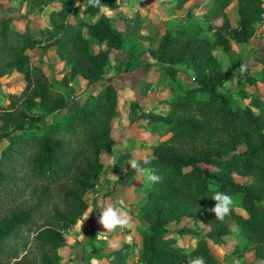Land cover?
<instances>
[{
    "label": "trees",
    "instance_id": "16d2710c",
    "mask_svg": "<svg viewBox=\"0 0 264 264\" xmlns=\"http://www.w3.org/2000/svg\"><path fill=\"white\" fill-rule=\"evenodd\" d=\"M52 1L59 5L50 9V26L41 35L13 28L9 17L0 20V76L17 72L24 80L18 93L8 95L10 102L0 105V139L8 138L0 149V264H61L63 231L86 209L82 197L102 169L100 152L110 153L115 146L110 122L116 92L110 78L102 76L111 64V49H123L125 39L87 0L81 8L76 0H30L29 9ZM122 1L104 0L111 9ZM188 1L171 0V7L181 9ZM231 1L209 0L197 18L187 9L182 24L164 28L157 45L147 49L160 75L175 78L182 66L191 71V82L174 89L162 114L148 113L165 137L157 139L147 166L161 179L149 186L138 206L146 224L136 251L140 264H187L190 256L218 264L208 243L221 245L226 236L239 237L229 255L251 251L264 259V210L258 205L264 201V102L240 87L264 83V55L257 59V76L240 73L244 60L236 58L223 68L215 55L216 47L227 53L231 42L241 44L254 35L262 0H235L234 24L225 13ZM85 14L94 20H85ZM37 46L53 47L66 70L60 79L48 78L31 64L26 50ZM76 78L87 86L99 82V88L65 110L62 87ZM231 83L247 103L236 101ZM47 116L49 122L41 125ZM216 191L234 200L223 221L209 211ZM183 218L194 225L202 222L206 230L166 227ZM228 221L234 222V231ZM177 234L187 235L192 245L179 244ZM93 252L108 264H128L134 256L129 242Z\"/></svg>",
    "mask_w": 264,
    "mask_h": 264
},
{
    "label": "rangeland",
    "instance_id": "374dc122",
    "mask_svg": "<svg viewBox=\"0 0 264 264\" xmlns=\"http://www.w3.org/2000/svg\"><path fill=\"white\" fill-rule=\"evenodd\" d=\"M164 1L166 3L168 2V0ZM262 1L264 2V0ZM208 2L209 0L188 1L181 9H174L170 6L162 5L164 13L176 14L170 23L165 24V27L182 24L184 13L187 9H190L193 17H200ZM235 7V0H232L225 9V13L231 24H234L236 19ZM254 27L255 33L247 41L241 44L234 42L230 43V52L224 53L218 47L215 48V55L221 60L223 68L228 67L230 61L240 58L248 64V73L255 76L259 75L261 64L257 59L264 55V21L255 23ZM33 34L36 35L38 32H34ZM93 48H96V46H93ZM26 53L30 57L31 64H37L48 78L53 76L60 79L66 71L62 63L53 55L51 47L43 49L41 46H37L27 49ZM180 76L183 77L180 85L176 83L179 78L178 75L175 78L169 77L173 84L175 83V90H180L185 84L191 82V78L188 75L185 74V76H183L181 72ZM23 85L24 80L20 73L12 72L7 76H0V105H7L10 102L8 95L18 93L23 88ZM231 85V93L236 101L240 104L247 103L246 98L239 99L237 97L236 88L234 84L231 83ZM240 87L247 96L257 97L264 102V83L242 84ZM98 88L99 82L87 86L85 81L81 78L70 80L67 85L62 87L67 101L65 110L72 109L80 103L91 90L96 91ZM49 119L50 116H47L40 124L46 125ZM7 140L8 138L0 139V149L6 144ZM110 153L100 152L99 160L102 163V169L94 181V186L87 189L82 197L87 205L86 209L76 220L78 221L77 223L70 225L63 231L65 244L58 248L61 264H90L88 259L94 257L92 248L98 251L100 250L99 244H101H98L93 239L96 231H94L95 229L92 227V221L93 223L95 221L94 226H97L99 224L98 217L101 207H107L109 205L117 208L122 207L130 209L133 223L128 228H118L111 233H106L105 247H107V249H113L118 247L122 242H129L132 245V253L135 256L138 246H140L139 231L143 229L146 224L138 213V206L145 197L150 185L146 186L145 176L138 173L136 170L132 174H127L126 171L130 167L129 163L126 164L127 160H123L119 165H114L111 161L112 155ZM235 179L237 181H246V178L235 177ZM258 205L264 210V201L259 202ZM235 210L245 216V212L239 208H235ZM89 212L91 213L88 218L81 224L84 215ZM181 225L195 227L203 231L206 230L205 224L199 222L194 225L187 218L181 219L178 225L168 223L166 227L170 231H173L176 227ZM229 227L236 229L234 224L231 226L229 225ZM100 229L103 231L102 227ZM90 233L91 237L89 238ZM224 239V243L221 245L208 243L210 252L217 259L218 264H253V258L248 252H245L239 258L229 255V249L236 239L235 236H226ZM177 242L179 244L188 245L192 240H190L187 235L177 234ZM103 243L104 241L102 244ZM84 256H87L88 259H85ZM97 264L101 263L97 262ZM102 264H107V262H102ZM258 264H264V262H258Z\"/></svg>",
    "mask_w": 264,
    "mask_h": 264
},
{
    "label": "crops",
    "instance_id": "0c3cea01",
    "mask_svg": "<svg viewBox=\"0 0 264 264\" xmlns=\"http://www.w3.org/2000/svg\"><path fill=\"white\" fill-rule=\"evenodd\" d=\"M83 1L76 0V5L81 8ZM58 5L57 1H52L39 10H30V0H0V20L9 17L13 28L17 30L26 28L31 35H34V32H38L36 35H41L42 30L50 26L48 20L50 9ZM162 5L171 7V0L167 3L164 0H123L119 6L112 9L107 7L104 0H100L98 6L100 12L101 8L105 9L101 13L110 19L112 27L122 33L126 42L121 50L111 49V64L102 76V79L110 78L117 98L116 113L110 122V136L115 142L110 153L114 165H119L123 160H127L126 164H128L132 159L149 158L157 139L165 137L163 129L157 122L152 121L148 114H162L167 109V103L172 99L175 89L169 76L158 73L157 63L147 50L157 45L160 34L166 28L165 24L170 23L176 16V14L164 13ZM83 18L92 21L95 16L85 14ZM82 34L86 37L85 28L82 29ZM51 48L57 58L53 47ZM178 68L177 84L180 85L183 80L180 76L181 72L183 76L186 74L191 78V71L182 66ZM94 223L92 221V227L96 231L93 239L98 244L101 243L98 251L109 252L115 249L105 247L106 233H100L102 226L100 224L94 226ZM233 224L232 221L227 222L231 231L235 230L229 227ZM237 239L239 237L235 240ZM192 243L193 241L188 245ZM95 250L92 248L95 258L88 259L87 256L84 258L88 259L90 264L97 262L102 264L105 261L108 264L105 257H99L93 252ZM248 253L253 258V264L264 262V259L255 258L251 251ZM128 264H140V262L135 255L128 260Z\"/></svg>",
    "mask_w": 264,
    "mask_h": 264
},
{
    "label": "clouds",
    "instance_id": "9594fccd",
    "mask_svg": "<svg viewBox=\"0 0 264 264\" xmlns=\"http://www.w3.org/2000/svg\"><path fill=\"white\" fill-rule=\"evenodd\" d=\"M87 4L92 7H97L100 5V0H87ZM105 9L101 8V12ZM239 71L244 74L248 71V64L243 63L240 65ZM130 167L136 170L138 173L143 174L146 178V186L158 183L161 179L160 176L156 175L154 170L147 167L150 164L149 158L145 157L141 160L132 159L129 162ZM215 201V206L209 211L215 214L216 220L223 221L226 216L230 215L232 206L234 204L233 198L223 192L216 191L211 197ZM89 213L84 215L81 224L85 219L88 218ZM98 223L102 226L104 231L100 233H111L116 229L128 228L133 223V217L131 215L130 209L117 208L114 206L101 207V211L98 217ZM187 264H206L205 258L203 256L189 257Z\"/></svg>",
    "mask_w": 264,
    "mask_h": 264
},
{
    "label": "built area",
    "instance_id": "2783aa9c",
    "mask_svg": "<svg viewBox=\"0 0 264 264\" xmlns=\"http://www.w3.org/2000/svg\"><path fill=\"white\" fill-rule=\"evenodd\" d=\"M261 7H262V13H261V20L260 21H264V2L263 1L261 4Z\"/></svg>",
    "mask_w": 264,
    "mask_h": 264
}]
</instances>
